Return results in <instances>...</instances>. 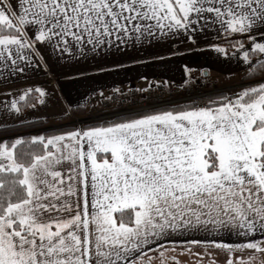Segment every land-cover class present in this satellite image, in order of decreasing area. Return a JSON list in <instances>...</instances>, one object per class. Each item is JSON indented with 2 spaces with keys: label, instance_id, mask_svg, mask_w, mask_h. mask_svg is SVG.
<instances>
[{
  "label": "snow or ice",
  "instance_id": "snow-or-ice-1",
  "mask_svg": "<svg viewBox=\"0 0 264 264\" xmlns=\"http://www.w3.org/2000/svg\"><path fill=\"white\" fill-rule=\"evenodd\" d=\"M199 37L224 41L209 47L249 82L0 136V264H179L178 244L197 264H216L207 246L264 264V0H0V85L53 57L115 62ZM47 95L0 88V125L24 126Z\"/></svg>",
  "mask_w": 264,
  "mask_h": 264
},
{
  "label": "crops",
  "instance_id": "crops-1",
  "mask_svg": "<svg viewBox=\"0 0 264 264\" xmlns=\"http://www.w3.org/2000/svg\"><path fill=\"white\" fill-rule=\"evenodd\" d=\"M257 38L259 39V35ZM211 42L224 43L222 40L212 41L199 37L195 44L185 40L176 43L174 48L171 45L154 46L117 56L115 62L112 58L81 60L70 67L63 61L57 63L53 57L48 60L46 68L40 65L27 70L26 74L13 75L7 85H0V88L16 91L27 87H40L48 94L44 105L37 104L35 109L26 110L27 119L24 124H27L36 121L54 123L61 118H70L71 114L78 115L84 110L94 108L100 99L111 91L132 84L146 88L158 80L190 84L201 79H213L221 85L242 81L247 66L238 58L216 53L209 47ZM47 55L48 53H45L46 57ZM3 98L0 96V99ZM15 125L21 124L8 122L6 126L0 125V129ZM186 238L202 240L205 236L200 234ZM215 238L232 243L241 239L229 236ZM256 238L261 237L257 235ZM193 246L206 247H190ZM169 247H175L176 250L169 251L166 255L176 259L179 255L187 257L189 254L183 251L189 245L178 244ZM218 250L225 253L222 249ZM148 255L156 256L158 253L152 252Z\"/></svg>",
  "mask_w": 264,
  "mask_h": 264
},
{
  "label": "built area",
  "instance_id": "built-area-1",
  "mask_svg": "<svg viewBox=\"0 0 264 264\" xmlns=\"http://www.w3.org/2000/svg\"><path fill=\"white\" fill-rule=\"evenodd\" d=\"M246 83L221 85L213 79H201L190 84L158 80L146 88L132 84L125 88L111 91L102 97L99 103L90 110L78 115H70V125L81 126L95 123L97 120L112 119L116 112L142 108L147 105H163L170 101L186 102L217 92H225Z\"/></svg>",
  "mask_w": 264,
  "mask_h": 264
},
{
  "label": "rangeland",
  "instance_id": "rangeland-1",
  "mask_svg": "<svg viewBox=\"0 0 264 264\" xmlns=\"http://www.w3.org/2000/svg\"><path fill=\"white\" fill-rule=\"evenodd\" d=\"M51 127H59V124H53ZM43 129V128H42ZM193 252H201L204 251L206 247L203 246H193L191 247ZM208 252L212 253V259L215 260L216 264H225V260L227 259V253H223L219 251L218 249L207 247L206 249ZM241 253H236V255H240ZM246 254V253H245ZM188 256H178V259H176L179 264H197V260H199V257H196L191 254H187ZM169 264H175L173 261H169ZM202 264H209V257L205 256L202 260Z\"/></svg>",
  "mask_w": 264,
  "mask_h": 264
},
{
  "label": "trees",
  "instance_id": "trees-1",
  "mask_svg": "<svg viewBox=\"0 0 264 264\" xmlns=\"http://www.w3.org/2000/svg\"><path fill=\"white\" fill-rule=\"evenodd\" d=\"M231 50V49H230ZM243 83H248V76L245 75L242 78ZM67 122H69V118H61L57 121L53 122H48V121H36V122H32V123H27L24 124V126L21 125H15V126H10V127H6V128H1L0 129V136H9L13 134L14 130L19 129L20 131H28V130H36V129H49L51 128V126L53 124H59V125H63L66 124Z\"/></svg>",
  "mask_w": 264,
  "mask_h": 264
},
{
  "label": "water",
  "instance_id": "water-1",
  "mask_svg": "<svg viewBox=\"0 0 264 264\" xmlns=\"http://www.w3.org/2000/svg\"><path fill=\"white\" fill-rule=\"evenodd\" d=\"M52 128H55V127H51V128H49V129H52Z\"/></svg>",
  "mask_w": 264,
  "mask_h": 264
}]
</instances>
